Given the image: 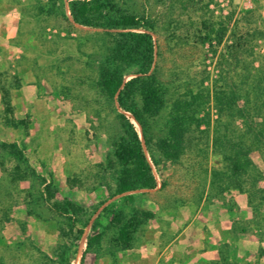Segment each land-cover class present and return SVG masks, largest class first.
I'll return each instance as SVG.
<instances>
[{
  "label": "rangeland",
  "instance_id": "1",
  "mask_svg": "<svg viewBox=\"0 0 264 264\" xmlns=\"http://www.w3.org/2000/svg\"><path fill=\"white\" fill-rule=\"evenodd\" d=\"M114 2L156 20V60L178 93L197 90L207 76L204 85L212 86L222 68L235 80L234 64L220 66L233 32L264 31V0ZM65 10L71 23L49 0H0V264H58L64 249L70 264H220L222 249L230 263L264 264V199L255 208L242 190L216 194L211 187L213 171L227 167L213 150V124L193 128L178 162L155 165L145 147L157 187L128 193L133 199L112 196L122 130L116 107L96 85L109 39L103 29L75 24L68 0ZM254 44L260 66L264 38ZM2 85L10 91V114ZM168 114L169 106L151 121L155 135L165 133ZM2 142L18 143L25 159ZM251 156L264 176V146ZM16 166L24 173L13 179ZM243 178L245 188L252 186V176ZM45 180L55 192L50 201ZM253 185L264 190V179ZM66 200L82 210L64 215L52 208ZM118 213L144 222L127 249L117 243ZM91 234L101 236L99 244L88 245Z\"/></svg>",
  "mask_w": 264,
  "mask_h": 264
},
{
  "label": "trees",
  "instance_id": "2",
  "mask_svg": "<svg viewBox=\"0 0 264 264\" xmlns=\"http://www.w3.org/2000/svg\"><path fill=\"white\" fill-rule=\"evenodd\" d=\"M49 1L51 6H60L63 16L71 23L65 10V0ZM68 6L75 24L103 29L109 39L96 85L116 107L122 130L115 150L119 171L112 196L123 195L124 198L133 199L134 194L128 193L157 187V178L145 147L155 165L159 164V160L178 162L186 151L193 128L213 124V150L226 162L227 167L224 172L213 171L211 187L216 194H223L229 187L242 190L248 193L250 205L256 208L255 200L264 199V190L254 189L253 183L264 179V176L251 153L264 146V64H255L254 41L264 38V31L257 28L252 32L240 29L233 32L228 55L222 54L220 66L234 64L235 80L230 81L222 68L212 86L204 85L207 76L197 90L187 88L186 92L178 93V88L173 91L174 82L162 79V69L156 60L158 52L153 36L156 31L155 19L126 12L114 0H68ZM129 75L132 76L127 79ZM1 92L6 112L10 114L13 112L10 91L2 85ZM211 105L216 111L214 120ZM168 106L165 133L157 136L152 131L151 121ZM132 119L142 127L144 139ZM255 120L256 124L253 123ZM1 148L17 159H25L24 148L16 142H2ZM21 173H24L23 170L16 166L11 174L13 179H18L23 175ZM247 175L252 176V186L245 188L243 177ZM52 186L51 182L45 180L49 201L55 197ZM52 208L64 215H77L82 210L71 200L62 203L54 201ZM142 214L145 217L149 215L147 212ZM116 217L118 246L127 249L132 246L135 234L144 222L136 213L127 220L122 213ZM83 232L84 229L80 230L81 234ZM100 238L91 234L88 245L99 244ZM220 255L223 259L220 264H239L229 262L228 250L222 249ZM70 263L67 251L62 250L58 264Z\"/></svg>",
  "mask_w": 264,
  "mask_h": 264
}]
</instances>
